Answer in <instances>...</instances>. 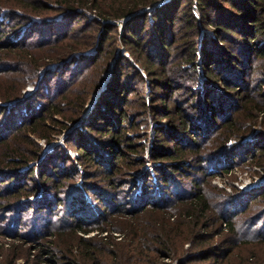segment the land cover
<instances>
[{"label": "trees", "instance_id": "1", "mask_svg": "<svg viewBox=\"0 0 264 264\" xmlns=\"http://www.w3.org/2000/svg\"><path fill=\"white\" fill-rule=\"evenodd\" d=\"M160 1L163 2L158 5ZM48 3H55L56 6ZM84 7L95 11L99 19L88 20L82 11ZM147 7L149 9L145 10ZM50 11L51 19H48L45 14ZM59 12L63 14L57 17ZM127 15L131 16L123 24L121 40L126 50L135 56L139 67L143 68L148 81H151L149 82L152 86V89L149 88L150 105L146 104L142 95L140 99L138 98L139 101H134L130 97L134 89H131L128 95L121 97L124 91L119 93V81L129 82L130 77L142 80L143 75L130 61L125 60L124 56L114 58L116 47L111 51L106 49L108 38L113 41L115 39L110 34L115 26L104 20L109 18L120 20ZM74 21L77 24L81 22L79 27L73 25ZM64 23L65 28L53 33L52 38L41 33L42 28H50L53 32L55 27ZM25 25L26 27H22ZM208 26L214 29L215 38L203 31ZM139 28L141 30L138 32ZM101 31L99 42H96ZM84 32L90 33L84 37L85 39H80L79 35ZM142 32H145L143 37L140 36ZM200 32L201 39L198 38ZM147 34L150 36L147 37ZM12 35L15 38L13 40ZM33 36H36L34 46L27 43ZM2 40L7 42L3 43ZM209 42H217L218 45L209 47ZM146 43L153 48V54L145 48ZM94 45L97 48V53L94 55H73L87 51ZM68 56L71 57L68 59ZM100 56L103 59H100ZM200 59L205 67L206 76L220 80L224 90L215 91L205 82L202 91L196 88L199 85V73L195 64ZM43 60H45L44 64L64 61L62 71L48 69L44 73L49 84H51L50 79L56 75H60L64 81L70 80L69 75H66V72L70 71L73 73L72 82L78 80L76 81L78 86L87 80H94L90 87L92 92L102 84L100 77L92 73L103 66L104 70L109 66V61H112V76L118 81H110L105 90L112 92L125 105L132 106L139 117L148 110L154 119H159L161 114L165 115L168 119L167 124L165 127L161 126L159 132H166L171 136L181 130L188 133L194 148L190 149V152L178 149L180 155L177 160L182 161L183 157L188 158L192 155L198 157L197 161L204 160L202 152L208 151V154L206 153L208 156L220 153L226 148L223 143L228 138H243L248 129L245 123L251 121L257 111L264 112L261 92L264 85V0H0V100H16L18 106L31 105L30 110H33L29 118H26L22 112L14 115L11 111L3 115L5 125L9 123L11 125L6 134L0 132V178L6 176L8 179L5 182H9V187L5 191H0V209L7 212L8 219L12 221V231L15 230L17 223H20L17 224L19 228L23 226L24 231L16 228L15 234L12 235L19 237L21 243H34L30 246L33 250H37L31 255L33 262L30 263L28 248L13 244L7 251H0V264H16V260L22 256L25 257L24 264H46V261L51 259L57 264H170L161 261L164 258H174L179 264H186L191 260H207L212 255L219 254L215 248H212L209 251H200L199 258H189V261L179 257V248L185 241L191 240L192 245L193 242L205 243L200 236L199 227L207 231L210 225L207 221L209 210L212 213L217 210L219 201L217 205L209 201L211 193L216 188L212 185L201 187L200 183L194 181L192 192H186L184 189L182 193L179 190L173 193L179 198L178 206L170 208L171 196L164 194L166 190L161 183H170V172L181 171L183 161L171 162L170 167H164L162 164L154 166L153 172L161 183H151L148 170L145 174L139 175L138 169L145 163L142 156L145 144L135 143L134 140L145 137L147 133L138 132L140 124L136 121L137 115L132 117L127 107L119 105L116 107L114 101L100 96L101 103L98 107L102 106L106 109L107 106L105 112L116 110L114 124L109 123L105 115L99 120L106 123H101L103 124L101 126L96 125V130L108 134L110 140L114 142L115 147L111 150L107 146L105 151L111 154L113 159L109 164H99L93 157V150L83 145L78 146L79 157L76 161L81 166L86 164L87 168L82 175L81 188L74 179V173L80 171L75 160L65 150H61L57 157H50L54 159V164L49 165V151H44V147L33 137L42 138L47 143L52 140L51 125H62L58 130L68 127L61 123L58 116H65L66 105L62 103L74 86H71L67 93H62L63 89L60 90L58 94L60 99L56 101L41 103L39 100L36 101L41 98L37 94L35 97L27 96L28 98L22 99L25 96L21 98V90L28 81L25 74H28L29 81L39 77L43 64L40 62ZM74 63L76 65L71 69ZM78 66H80L79 70H77ZM90 68L91 72L87 73ZM11 72L14 75H10ZM177 79L183 82L177 83ZM143 85L141 84L142 90ZM250 85L253 87H249ZM75 89L78 93L77 97L71 98L67 103L74 108L70 116L72 122L77 120L78 115L80 116L86 102L85 100L80 102V98L85 96L82 89L79 87ZM156 89L165 91L169 89L171 91L169 97L174 96L171 103L167 102L165 96L157 95ZM231 91L235 92V97L230 95ZM178 92L182 93L178 94ZM251 96L257 98V101L250 98ZM229 97L241 101L236 104L237 101ZM156 100L158 103H155ZM224 107H233L234 110L225 117L223 128L215 138L213 137L214 140L207 147H203L197 143L196 138L216 121V111L222 112ZM88 121L86 120L80 129L76 127L73 134H69L70 137L67 136V145L73 135H85L82 130L92 126L87 124ZM193 121L196 122L195 125H190ZM158 139L159 137L155 140ZM260 140L262 135L258 141ZM252 141L249 142L254 144V150L258 151L255 153L247 151L246 154H250L253 160L258 158L257 155L262 156L264 150L256 146L258 142ZM126 147L132 154L141 155L142 158H136V155L131 157L130 154L128 156ZM54 150L57 151L58 148ZM42 155L45 157L40 159ZM157 156L153 151L151 158L158 161ZM68 161L71 163L68 164ZM217 161L220 162V159ZM257 164L264 165L262 162ZM22 167H26L25 170ZM95 169L101 174H109V178L114 180V186L116 185L113 190H120L122 193L120 197L129 205L114 212L112 219H107L110 218L109 213L100 210L96 201L91 203L84 201V192L90 196L105 192L94 182L98 176ZM198 170L202 169L198 168ZM202 172L206 174L204 170ZM138 177L142 179L143 184L140 188L137 185ZM39 184L44 185L45 189L40 196H35L34 200L30 199L38 193ZM51 190H53L52 195L49 193ZM237 194L239 193L226 194L231 198L223 203L220 202L222 205L217 216L220 225L224 224L231 232L235 229L239 231L240 222L236 219L237 211L232 209L229 212L226 207L235 203L231 199ZM261 194L264 196V192ZM22 197L24 200L21 201ZM261 199L263 203L258 205L259 212L254 214L252 219L249 217L251 224L245 226L243 230V237L250 240L247 232L251 229L253 235L251 239L259 241L257 243L259 251L262 250L260 244L264 241V197ZM38 200H43L46 204V207H40L39 211L45 212L48 216V220L46 219L44 223H38L37 215L33 213L36 209L32 202ZM52 205L55 211L51 210ZM105 206L108 209H116L112 202L106 203ZM66 217H70L71 220ZM205 217L207 219L204 221ZM22 219L26 220L25 224L20 221ZM97 220L98 225L95 224ZM108 228L110 231H117L119 235L113 236ZM93 230H97V233L85 236ZM104 231L107 233L102 235ZM239 234L242 235L240 231ZM250 252L252 256L262 255L255 258V264H264V252Z\"/></svg>", "mask_w": 264, "mask_h": 264}, {"label": "rangeland", "instance_id": "2", "mask_svg": "<svg viewBox=\"0 0 264 264\" xmlns=\"http://www.w3.org/2000/svg\"><path fill=\"white\" fill-rule=\"evenodd\" d=\"M162 2L163 1H160L158 5L161 4ZM48 4L51 6H56L55 3H48ZM148 9L149 7L145 8V10H148ZM194 9L195 11H197L196 8ZM82 11L88 17V20L89 19H99L95 11H91L85 7L82 8ZM62 14L63 13L59 12L57 17L61 16ZM33 15H36V14H33ZM46 15L48 16L47 17L48 19H51V17H49L51 15V11L47 12L45 16ZM130 16L131 15H127L126 16L128 17L127 19H129ZM126 17L120 20L110 19V18L104 20V22H111L115 26L113 30L110 32V34L114 36L115 39L113 41L112 39L110 40V38H108L109 42H107L106 44V49L108 51H111L113 48L116 47V50L114 49V58H116L117 56L118 57L124 56L125 60L130 61L131 64H133L136 68H138L139 71L143 75L142 80L139 78L134 79V77H130L131 81L129 82L122 81V80L119 81V89H120L119 93L124 91V94L121 93V97L123 98L125 95H128V92L131 89H134L135 91L130 93V97L134 99V101H139L140 99L139 97H141L142 95L146 104L150 105L151 99H150L149 88L152 89V86L149 84V82L151 81H148V79L145 76V72L143 68L139 67V64L135 60V56L132 55L129 50H126V48L123 45V41L121 40L123 38L122 36L123 28H124L123 24L127 20V19L125 20ZM77 22L74 21L73 25H76L77 27H79L81 22L79 24H77ZM22 27H26V25ZM64 28H65V23L60 24L59 26L55 27L52 30L53 32H51L50 28L48 29L42 28L41 33H43L48 38H52L53 33L57 32L58 30L61 31V29L63 30ZM140 30L141 29L139 28L138 32ZM203 31L205 32V34L213 38H215L216 36L215 35L216 33L212 27L208 26V28H204ZM50 33L51 35L49 36ZM89 33L90 32L81 33L79 35V38L85 39L84 37H86V35ZM230 33H232V31ZM101 35H102V31L98 34V38L96 39V42H99V38ZM140 36L142 37L145 36V32H142ZM148 36H150V34H147V37ZM35 37L36 36H33L32 39L27 41V43H31L34 46ZM198 38L199 39L202 38L201 32ZM11 39L12 40L15 39L13 35ZM2 42L6 43L7 40H4V41L2 40ZM208 44H209V47L211 46L217 47L218 45L217 42L216 43L209 42ZM145 48L149 51V53L153 54V48L151 47V45L146 43ZM95 53H97L96 45L88 48L87 51L74 53L73 55L74 56H79L80 54H88V55L93 54L94 55ZM70 57L71 56H68L67 58L69 59ZM100 59H103V57L100 56ZM44 61L45 60L40 62L43 64L40 68L39 77H37L36 79L35 78L32 79L33 81L32 80L29 81L28 74H25L26 75L25 78L29 82L27 81L25 87L21 90V93H22L21 98L22 96H25V98L23 97L22 99H26L28 97H35V95L37 94L38 97H41V98L37 99L36 101L39 100L41 103H46L49 101H56L60 99L58 96V94L60 93V90L63 89L64 91L62 93H65V92L67 93L72 88L71 86H74V88L70 90L71 92H69V96L67 97V99H65L62 103L66 105V108L64 109L65 116L64 117L58 116V119L61 121V123L68 125V127L63 128L62 130H58L62 127V125H51L52 126L51 129H53V132L51 133L52 140L47 143L42 138H36V137H33V138L35 139L36 142H38L44 147V151L45 150L46 152L49 151L48 156H49L50 166L54 164V159L50 157H57L61 153V150L63 151L65 150L66 153H69L71 155V157L75 160L77 169L80 171L77 174L74 173V179L76 180V184L80 188L82 187V175L84 174V172H86L87 168H86V164L83 165L84 166L83 168V166L78 164L76 161V158L79 157V154L77 152L78 146L83 145L84 147L89 148L90 150H93V155H94L93 157L98 160L99 164H102V165L109 164L111 163V159H113V157H111V154L109 155L105 151L107 150L106 149L107 146L110 147L112 150V148L115 147L114 142L110 140V138L108 137V134L103 133V131L96 130V125L101 126L103 125L101 123H106L103 120H99L105 115L110 121L109 123L114 124L115 118H116L115 116L116 110H114L113 112H110V111L105 112L107 110V106H106V109L103 108L102 106L98 107V105L101 103L100 102L101 97H107L110 101H114L116 103L115 104L116 107H118V105L122 107H127L129 111L131 112L132 117L137 115L136 121L139 122L140 124L138 132L141 134L144 131H146L147 133L145 137H141L140 139L134 140L135 143L142 142L145 144V146L143 147V154H142L143 159H145V163L144 165L139 167L138 174L139 175L145 174V172L148 170L150 172L149 181L151 183H161L159 182V178L157 180V177L155 173L153 172L154 166L156 165L158 166L159 164L160 165L162 164L164 167H170L171 166L170 163L176 161L177 160L176 158L179 157L180 155L179 154L180 150L178 149H182V150H185V152H187L190 149L194 148V144L191 142L188 133L183 132L182 130L180 132H177L173 136H171L170 134H167L166 132H159L160 131L159 128L161 126L165 127L167 124L168 119L167 117H165V115L161 114L159 115V119L158 118L154 119L150 110H148L147 113L139 117V114L134 112V108H132V106L125 105L124 102L122 100L120 101L119 99H117V97H115L112 92H108L105 90L108 87V83L110 81H114V80L118 81L112 76V67H113L112 61H109L111 64L109 63V66H106L104 70H103L104 68L103 66L101 68L96 69V71L92 73L95 76L100 77V81L102 83L101 86L99 88H95L93 92L91 91L90 87L93 85L94 80H91V81L87 80L84 84L78 86L79 84L76 82L78 80H76L75 83L72 82L73 73L70 71L66 72V75H69L70 80L64 81L60 75L58 76L56 75L55 77L50 79L51 84H49L47 79L45 78L46 75L44 73L48 69L50 71L54 69H57V71H62L64 67V61H60L58 63L49 62L47 64H44L45 63ZM125 62L126 61H123V63ZM75 65L76 63H74L71 66V69H74ZM90 65L91 64L89 63V66ZM195 65H196V70L199 73V85H197L196 88L202 91L204 89V85L207 84L208 86H212L215 89V91H221L222 89L224 90L223 83L220 80L208 78L206 76L207 74H205V71H204L205 67H203L204 65L201 59L196 61ZM124 66L128 67L126 64H124ZM79 69H80V66H78L77 70ZM91 70L92 69L90 68L87 73H90ZM217 71L220 72L219 69H217ZM127 72H129V70ZM10 75H14V73L11 72ZM180 80L181 79H177V83L183 82L182 80L181 81ZM141 84H144L143 90L141 88ZM75 87L76 88L79 87L80 89H82V92L85 93L84 98H80V102L84 100L86 102L81 109L82 112L80 116L78 115L77 120L72 122L70 121V116L73 113L74 108L67 103L70 102L71 98L77 97L78 93ZM249 87H253V85H250ZM250 89L251 88H249V90ZM156 91L158 92L157 95L161 94L163 97L165 96L168 99L167 102L171 103L174 96L172 95L171 97H169V95L171 94V91L169 89L166 91L164 89L162 90L156 89ZM215 91L214 93L216 94ZM182 92H178V94ZM261 92H262V98L264 101V85H262ZM218 93L221 94L220 92ZM230 95L235 97V92L233 93L231 91ZM233 97H229V99L236 100L237 101L236 104L241 101L240 99H234ZM250 98L257 101V98H255L254 96H251ZM155 103H158V101L156 100ZM249 105H251V103H249ZM16 106H18V104H16V100L15 101L0 100V107L2 108V109L0 108L2 112V113L0 112V132L1 133L6 134L9 131V126L11 125V123L5 125L6 122L3 121L4 120L3 115L5 112L12 111L14 115H17V112L18 113L22 112L23 115L26 116V118H29L30 113H32L33 111V110H30L32 109L31 105H30L31 107L26 105L27 109L25 105H22V107L21 105L18 107ZM233 110H234L233 107L231 108L224 107L221 110L222 112L216 111V115H215L217 117L216 121L213 122L210 125V127H207V129L204 130L203 133L200 134L196 138L197 143H199L200 145H203V147H207L214 140L219 130L223 128V122H225V117L229 115L230 113H232ZM86 120H89L87 124L92 125L90 126L91 128L88 127L87 130H82L85 132V135L83 134L73 135L70 139V142L68 143L69 145L68 146L66 144L67 136L69 134L72 135L73 134L72 132L75 131L74 129L76 127L80 129L81 125L82 124L84 125ZM195 123L196 122L193 121L190 123V125H195ZM124 125H125V122H124ZM245 126L248 129L243 135V138H240V139H237L236 137L228 138L223 143L224 147L226 148L223 151H220V153H222L220 156H219L220 154L219 152L217 154L215 153V155L208 156L207 155L208 151H205V152H202V155L205 157V158L203 157L204 160L201 159L200 161H197L196 159L198 157H195L193 155L189 156L188 158L183 157L182 158L183 165H182V168L180 169L181 171L170 172L168 170L171 173L170 183L169 182L167 183L165 182V184H163V182L161 183V185L163 186V189L166 190L164 194L165 195L170 194L171 196L172 200L169 205L170 208L172 207L176 208L178 206L179 198L178 196H175L173 193L177 190H179V192L182 193L184 189H186L184 190L186 192H192L194 189L193 187L194 181H197L198 183H200L201 187H204L205 185H212V186H215L216 188V190H213V192L211 193L209 201L211 204H216V205H217V202L219 201L217 210L216 211L214 210V213H212L209 210V216H208L207 221L208 223H210V225L208 226L207 231L199 227L200 236L203 237L202 239H204L205 243L199 244V243L193 242V245H192V243L190 242L191 240H187L183 243L182 246H180L178 255L184 261H189L188 260L189 258H192V259L199 258L201 256L199 255V253H201L200 251H205V250L209 251L212 248H215V250H217L219 254L212 255V257L207 260H203V259H198L194 261L191 260V262H187L186 264H255L254 263L255 258H259L262 255L256 254L255 256L254 255L252 256L250 251H254L257 253L264 252V241L262 244H260L262 245V250L259 251L257 248L259 247V244L257 245L259 241L257 239L256 241H253L251 239L253 238L251 237L253 236L251 229H248V232H247V235L250 237V240H247L246 237H243L244 236L243 230L245 229L244 227L250 226L251 224L249 217L252 219L253 215L259 212L258 205H261L263 203L262 202L263 200L261 198L264 196L261 193L264 192V165H259L257 163L259 162L264 163V154L262 156L257 155L256 157L258 158L252 160V158L249 156L250 154H246V153L247 151H251V153H255L258 151V150H254L255 149L254 144L249 142L252 140L254 142H258L256 146L264 150V112L257 111L254 118L251 121L246 122ZM261 135H262V140H260L261 141L260 142L258 140ZM157 137H159V139L155 140ZM20 138L21 137H19V139ZM103 141L105 142L103 143ZM246 142H248V144ZM128 147L130 149L132 148L130 146ZM56 148H58L57 151L54 150ZM125 150H127L128 156L130 154L131 157L132 155H136V158H142L141 155L138 156L137 154H132L131 151L127 147L125 148ZM153 151L155 152L156 155H158L157 156L158 161H154L151 158V154L153 153ZM43 157H45V155H42L40 159H43ZM246 157H250V158H246ZM218 159H220V162L217 161ZM178 161L179 160H177V162ZM182 161H179V162H182ZM69 163H71V161H68V164ZM25 168L26 167H22L23 170H25ZM198 168H201L202 170H204V173L206 174H203L202 170H198ZM91 169L94 171L93 167ZM96 171H97L98 176L94 182L97 184V187H101L105 192H102V193L97 192L98 194H95L93 196H90L88 193L84 192L83 193L84 201L86 203H91V202L96 201L98 203V207H100V210L106 211L109 213L110 218L107 217V219H112L114 218L113 216L114 212H116L119 208L121 209L125 207L127 208L129 207V205L125 204V200L120 197V195L122 194L120 190H117V191L113 190L116 185L114 186L113 184L114 180L112 178H109V174L108 173L101 174L100 171L98 170ZM7 179L8 178L6 176L4 178H0V181L2 182L0 184V191H5L9 187L8 185L9 182H5L7 181ZM173 180L175 181L177 180L178 182L175 183ZM69 184L67 186H69ZM137 185H138V188H140L143 185L142 179L140 177H138L137 179ZM164 185H166V187ZM38 187H39L38 193L34 196H31L30 199L34 200L35 196L36 197L40 196L42 194V191L45 189L44 185L42 184H39ZM53 190L49 191L51 195L53 194ZM112 191H114L113 195H111ZM236 193H239V194L235 195L234 198L231 199L235 203L232 206H229V207L227 206L226 209L229 212L232 209H234V211H237L235 213L237 214L236 219H238V221L240 222L238 223V228L240 227L239 231L242 235L239 234L238 229H235L233 230V232H231L230 229L225 228L226 226L224 224L220 225V223L217 220V216H219L218 215L219 210L221 209L219 207L222 205L220 204V202L222 201L223 203L224 201L231 198L227 196L226 194L234 195ZM220 196H222V198H219ZM251 198H255V199L250 200ZM22 200H24L23 197L21 198V201ZM110 202L113 203L116 209L106 208L105 204L110 203ZM32 203H33L32 205L35 206L34 209H36L35 211H33V213L37 215L38 223H44L46 219L48 220V216L45 212H39L40 207H46V204L43 202V200H38L36 202L33 201ZM65 206L67 207L66 201H65ZM59 207H62V206H59ZM54 209L55 207L53 208V205H52L51 210L55 211ZM6 213L7 212H4L3 209H0V251H7L8 247L11 248L12 247L11 245L13 244L23 246V248H28V250L27 249L26 250L28 253L30 252L29 258H30V263H32L33 256L31 255L37 252V250H33L32 246H30L31 244L33 245L34 243L32 242L21 243V239L19 237H16V236L14 237L12 235V233L15 234L16 228L20 231H24V229L22 228L23 226H20L19 228L17 224H20V223H17L15 230L12 231L13 223L10 219H8L9 216H7ZM38 213H41L42 216L38 215ZM66 218L70 219V217H66ZM206 219H207L206 217L203 218L204 221ZM35 220H36V217H35ZM20 221H22L23 224L26 223L25 219H22ZM29 222L31 223V218ZM95 224L97 225L99 224L98 220L97 222H95ZM108 227L110 228L111 226H108ZM96 233H97V230H93L89 232L88 234H86L85 236L94 235ZM106 233L107 231H104L102 235ZM109 233L112 234L113 236L119 235L117 231H110V229H109ZM117 238L120 239L121 237H117ZM253 248H256V249H253ZM24 260H25V257L22 256V258H18L16 260V264H24ZM161 261H166V262H169L170 264H179L177 259H174V258L173 259L164 258ZM46 264H57V262L54 259L53 260L51 259V260L46 261Z\"/></svg>", "mask_w": 264, "mask_h": 264}, {"label": "water", "instance_id": "3", "mask_svg": "<svg viewBox=\"0 0 264 264\" xmlns=\"http://www.w3.org/2000/svg\"><path fill=\"white\" fill-rule=\"evenodd\" d=\"M128 17L125 18V20L127 19Z\"/></svg>", "mask_w": 264, "mask_h": 264}]
</instances>
